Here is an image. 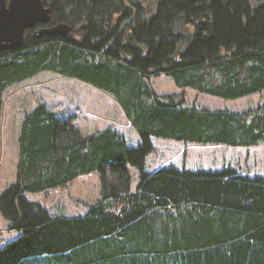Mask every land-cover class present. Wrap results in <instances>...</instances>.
I'll return each mask as SVG.
<instances>
[{
    "label": "trees",
    "instance_id": "16d2710c",
    "mask_svg": "<svg viewBox=\"0 0 264 264\" xmlns=\"http://www.w3.org/2000/svg\"><path fill=\"white\" fill-rule=\"evenodd\" d=\"M44 26L0 50V143L6 89L41 71L108 94L140 142L113 124L83 133L72 115L37 102L17 134L15 180L0 193V264H264V176L232 166L145 171L151 138L252 147L264 141V102L246 109L187 104L185 89L233 100L264 91V0H42ZM165 74L181 93L145 79ZM78 82V83H79ZM130 167L139 171L131 188ZM97 172L83 215H52L29 195Z\"/></svg>",
    "mask_w": 264,
    "mask_h": 264
},
{
    "label": "rangeland",
    "instance_id": "374dc122",
    "mask_svg": "<svg viewBox=\"0 0 264 264\" xmlns=\"http://www.w3.org/2000/svg\"><path fill=\"white\" fill-rule=\"evenodd\" d=\"M155 0H146L151 4ZM76 79L61 77L52 71H41L34 76L10 85L5 93L4 118L0 143V193L15 180L17 162V134L24 113L39 101L60 113L72 115L83 133L113 124L125 136L131 147L140 142L137 132L126 122L115 101L97 88ZM147 86L158 94L181 93L172 79L165 75L145 79ZM187 104L197 107L246 109L264 102V91L239 99H223L186 88ZM154 150L145 159V171H155L163 165L190 170L218 169L232 166L240 172L264 176V141L252 147L184 145L181 141L160 137L151 138ZM131 188L138 182L139 171L130 167ZM100 178L97 172L70 181L65 188L29 195L52 215H83L89 204L99 198ZM6 220L0 215V246L14 240L18 232L5 230Z\"/></svg>",
    "mask_w": 264,
    "mask_h": 264
},
{
    "label": "water",
    "instance_id": "95a60500",
    "mask_svg": "<svg viewBox=\"0 0 264 264\" xmlns=\"http://www.w3.org/2000/svg\"><path fill=\"white\" fill-rule=\"evenodd\" d=\"M51 9L42 0H0V50H12L21 46L26 30L47 24ZM66 23L39 26L32 37H66L73 31Z\"/></svg>",
    "mask_w": 264,
    "mask_h": 264
},
{
    "label": "flooded vegetation",
    "instance_id": "af4514ba",
    "mask_svg": "<svg viewBox=\"0 0 264 264\" xmlns=\"http://www.w3.org/2000/svg\"><path fill=\"white\" fill-rule=\"evenodd\" d=\"M44 25H45V24H44ZM44 25H39V26H44ZM39 26H36L33 30H26L24 36H26V34L29 32L30 37H32L31 34H32L33 31H34L37 27H39Z\"/></svg>",
    "mask_w": 264,
    "mask_h": 264
}]
</instances>
